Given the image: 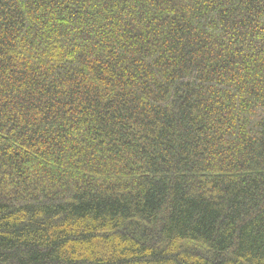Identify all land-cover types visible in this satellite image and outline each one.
Returning a JSON list of instances; mask_svg holds the SVG:
<instances>
[{"label": "trees", "instance_id": "trees-1", "mask_svg": "<svg viewBox=\"0 0 264 264\" xmlns=\"http://www.w3.org/2000/svg\"><path fill=\"white\" fill-rule=\"evenodd\" d=\"M0 264H264V0H0Z\"/></svg>", "mask_w": 264, "mask_h": 264}]
</instances>
